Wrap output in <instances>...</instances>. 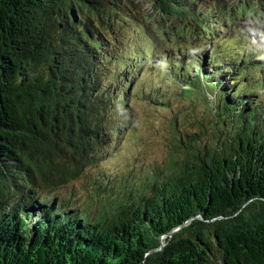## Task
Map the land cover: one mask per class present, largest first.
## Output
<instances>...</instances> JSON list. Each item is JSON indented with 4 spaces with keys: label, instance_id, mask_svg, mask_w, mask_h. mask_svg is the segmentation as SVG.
Wrapping results in <instances>:
<instances>
[{
    "label": "trees",
    "instance_id": "16d2710c",
    "mask_svg": "<svg viewBox=\"0 0 264 264\" xmlns=\"http://www.w3.org/2000/svg\"><path fill=\"white\" fill-rule=\"evenodd\" d=\"M149 1L191 31L179 55L146 49L127 0H0V264H264L263 33L225 0ZM176 87L209 121L106 174L128 92L169 107ZM89 168L84 202L68 186Z\"/></svg>",
    "mask_w": 264,
    "mask_h": 264
},
{
    "label": "rangeland",
    "instance_id": "374dc122",
    "mask_svg": "<svg viewBox=\"0 0 264 264\" xmlns=\"http://www.w3.org/2000/svg\"><path fill=\"white\" fill-rule=\"evenodd\" d=\"M127 1L133 2L139 8L149 28L160 35L158 37L155 31L150 33V37L147 38L144 44L147 50L153 46L154 52L158 54L168 51L179 55V48L187 47L191 42L192 34L187 27L175 25L173 21H165L164 18L160 19L158 16H153L155 13H153L152 3L149 0ZM222 3L224 10H221L220 17H225L224 19L233 26L240 25L242 31L248 30L247 33L249 34H253V32L261 34L262 32L264 36V0H225ZM219 7L223 9V6ZM233 26L232 28H234ZM127 33L125 31L122 36L125 37ZM130 38H133L132 43H135V38L131 35ZM139 40L142 42V39ZM147 71V68L146 70L143 69L144 73ZM143 72L141 73L143 74ZM136 87L137 83L133 82V91L137 90ZM179 87L174 89L176 96L173 94L172 100L174 102L169 107L152 102L147 97H141L138 92L136 96L132 95L131 90L128 92L130 97L127 104L133 112L129 118L131 125L126 131L122 130L124 134L122 133L123 136L120 135V138H122L120 143L116 140L112 145L111 148L113 150L114 148L117 149V152L111 153V157L106 162L98 165L102 168L108 167L104 171L106 174L115 172L121 175L133 166H135L134 169L138 173L146 165L151 166L155 161L162 162L165 157L174 151V138H177L178 131L182 128H193L196 119L209 121L208 115H204L202 118H194L195 115L198 116V114L201 115L208 111L207 104L200 102L196 105L195 111L190 104L191 98L182 94ZM168 93H170V90ZM121 144H124V146ZM90 173L91 169L89 168L80 178L68 186V189L73 190L76 196L84 202L91 196L90 190L93 179Z\"/></svg>",
    "mask_w": 264,
    "mask_h": 264
},
{
    "label": "water",
    "instance_id": "95a60500",
    "mask_svg": "<svg viewBox=\"0 0 264 264\" xmlns=\"http://www.w3.org/2000/svg\"><path fill=\"white\" fill-rule=\"evenodd\" d=\"M209 100H210V101H213L212 98H210ZM213 112H214V111H213ZM195 126H196V125H195ZM176 233H177V231H176L175 233L171 234L170 236H174Z\"/></svg>",
    "mask_w": 264,
    "mask_h": 264
}]
</instances>
